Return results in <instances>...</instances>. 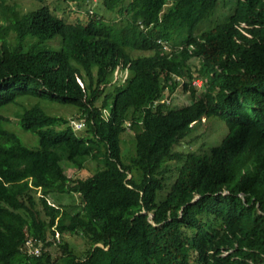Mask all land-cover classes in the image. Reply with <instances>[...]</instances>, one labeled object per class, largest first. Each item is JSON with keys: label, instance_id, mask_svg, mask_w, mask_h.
Listing matches in <instances>:
<instances>
[{"label": "trees", "instance_id": "1", "mask_svg": "<svg viewBox=\"0 0 264 264\" xmlns=\"http://www.w3.org/2000/svg\"><path fill=\"white\" fill-rule=\"evenodd\" d=\"M32 1L19 12L0 0V264H264V0H235L200 33L219 0H98L101 11L71 23ZM116 70L131 78L107 90ZM178 86L191 102L172 108L163 95ZM39 102L75 108L83 125ZM13 107L36 148L6 127ZM212 119L227 130L218 145L177 149ZM62 161L97 167L74 179ZM53 194L81 207L49 203ZM65 236L84 239L83 257ZM29 238L39 255L24 249Z\"/></svg>", "mask_w": 264, "mask_h": 264}, {"label": "rangeland", "instance_id": "2", "mask_svg": "<svg viewBox=\"0 0 264 264\" xmlns=\"http://www.w3.org/2000/svg\"><path fill=\"white\" fill-rule=\"evenodd\" d=\"M6 4L12 3V5H16L19 12H27L33 9H36L34 5L36 2L32 0H3ZM78 4H75V3ZM46 6H48L53 13L58 17L62 18L66 22H75L76 20L83 19L87 17V11H101V2L100 6L98 5V0H78V1H70V0H46ZM44 3L39 1L37 3L38 7L43 6ZM81 5V6H80ZM236 6L235 0H219L217 3L216 8L214 11L198 26L197 33H200L202 31H206L216 24H221L225 22L229 15L234 11ZM56 7V10H55ZM83 12L85 14H83ZM104 21L111 23V21L116 22L117 26L120 28L124 25V19L121 21L120 16L117 14L112 13H106ZM55 40V41H54ZM53 43L56 44L55 47H59L57 45V41L59 40L58 37L54 39ZM56 48V49H57ZM138 56H147L148 53L145 52H136ZM134 54V53H133ZM136 57L137 55L134 54ZM190 65H197L198 61L197 59H191ZM131 71L129 70H116L113 73L112 79V85H110L107 90L112 89L114 85L119 84L117 81L124 82L127 79L131 78ZM118 82V83H117ZM117 83V84H116ZM180 85L182 84V81L179 80ZM198 91L197 93H199ZM163 100L168 103L172 108H178L182 107L184 105L189 104L191 102V95L190 91H184L181 86H178L176 90H174L172 93H165L163 95ZM31 104L34 101H29ZM27 104V102H25ZM40 107L48 114H56L59 116H62L67 119L68 124L70 126H73L74 128H78L80 125H83L82 121L75 120L74 118L78 115L75 108L70 106H51L50 104L39 102ZM17 112V108L13 107L8 109L7 111L2 112V115L9 121V124L6 126L8 129L12 130L17 134V136L20 138L23 144H25L29 148H36L38 146L37 143V137L30 134L23 132L19 129L17 125V118L15 116V113ZM204 121V120H203ZM84 131V130H83ZM79 131L81 134H84L85 131ZM226 127L225 125L220 122L217 119H212L209 122L203 123V125H200L197 127L196 132L192 133V135L182 143L177 149L179 151H183L184 153H188L191 151H197L200 149L199 153L207 151L206 146H215L218 145L221 139L226 135ZM76 135H79L78 133H75ZM131 133L127 132L124 133L122 136L123 144L122 147V158L124 162H128L129 158L133 155V148H134V140L133 136L131 138ZM62 166L65 169V172L68 176L74 179L78 178H85L89 176L90 174H93L95 172V169L97 167V164L95 161H90L85 165V168L83 170H78L72 166H68L65 161H62ZM164 169H167L166 174H163L164 178L166 180H169V182H172V177L176 174V164L172 162H168L166 165H164ZM130 178V175L128 176ZM167 183V182H166ZM49 203H53L56 206H76L81 207L80 198L77 195H71V194H53L47 197ZM51 240V238H49ZM58 239V237H57ZM60 241L66 242L71 250L74 251V253L78 257H83L85 255V251L87 250V244L85 243L84 239L80 236H65L60 238ZM49 253H51L52 257H57L59 255V250L56 246H52L48 249ZM21 258V257H20Z\"/></svg>", "mask_w": 264, "mask_h": 264}, {"label": "built area", "instance_id": "3", "mask_svg": "<svg viewBox=\"0 0 264 264\" xmlns=\"http://www.w3.org/2000/svg\"><path fill=\"white\" fill-rule=\"evenodd\" d=\"M191 84L192 85H196V86H200L201 85V81L195 79V80H192ZM24 245H25L24 249L27 251L28 254L39 255V248L33 244L31 238L27 239Z\"/></svg>", "mask_w": 264, "mask_h": 264}, {"label": "water", "instance_id": "4", "mask_svg": "<svg viewBox=\"0 0 264 264\" xmlns=\"http://www.w3.org/2000/svg\"><path fill=\"white\" fill-rule=\"evenodd\" d=\"M149 218H150V220L152 221L153 215H150Z\"/></svg>", "mask_w": 264, "mask_h": 264}, {"label": "clouds", "instance_id": "5", "mask_svg": "<svg viewBox=\"0 0 264 264\" xmlns=\"http://www.w3.org/2000/svg\"><path fill=\"white\" fill-rule=\"evenodd\" d=\"M192 82V81H191ZM192 85V84H191Z\"/></svg>", "mask_w": 264, "mask_h": 264}]
</instances>
